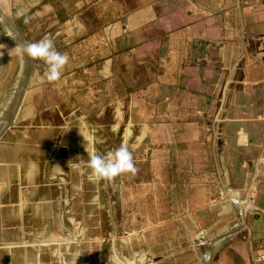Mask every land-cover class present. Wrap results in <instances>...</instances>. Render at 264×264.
Segmentation results:
<instances>
[{
    "label": "crops",
    "instance_id": "0c3cea01",
    "mask_svg": "<svg viewBox=\"0 0 264 264\" xmlns=\"http://www.w3.org/2000/svg\"><path fill=\"white\" fill-rule=\"evenodd\" d=\"M4 1L14 22L23 19L24 43L43 34L59 52L72 43L89 57L102 111H111L114 85L124 92L135 80L126 93L150 126L149 144H201L211 121L216 173L244 177L259 210L247 220V240L264 255V0ZM239 239L233 264H264Z\"/></svg>",
    "mask_w": 264,
    "mask_h": 264
},
{
    "label": "water",
    "instance_id": "95a60500",
    "mask_svg": "<svg viewBox=\"0 0 264 264\" xmlns=\"http://www.w3.org/2000/svg\"><path fill=\"white\" fill-rule=\"evenodd\" d=\"M23 44L0 7V264H207L246 227L201 244L154 218L128 174L90 182L87 151L117 147Z\"/></svg>",
    "mask_w": 264,
    "mask_h": 264
},
{
    "label": "rangeland",
    "instance_id": "374dc122",
    "mask_svg": "<svg viewBox=\"0 0 264 264\" xmlns=\"http://www.w3.org/2000/svg\"><path fill=\"white\" fill-rule=\"evenodd\" d=\"M4 2L7 8L9 3L7 0ZM10 19L19 34L23 35L21 37L27 39V36L24 37L23 19L20 23ZM32 35L39 39V33L34 31ZM42 36L43 34L41 38ZM60 48L59 46L57 51ZM77 51L78 49L72 48V43L64 46V54L69 57V61L62 70L61 79L54 83H63L66 86L75 104L91 115L94 125L105 131L117 148L121 144L128 146L136 167V172L128 175L151 215L161 221L170 216L179 217L190 236L201 244L217 240L242 223L246 227L222 246L207 264H233L236 260L232 246L237 243L238 238L249 253L258 252L257 257L264 262L262 249H256L254 242H251L250 247L247 240L249 233L252 234L247 220L256 216L254 213L259 211L254 207L255 198L253 193L247 191L246 185L242 186L244 177L232 178L226 168L223 174L216 173L213 156L220 145L216 146V142L212 141L216 140L218 130L214 129V132L210 126L211 121L202 135L206 137L205 143L190 147L173 143L165 147L160 145V148L149 144L150 126L142 127V113L136 111L135 95L126 93L134 89L135 80L132 79L131 84L123 87L124 92L120 91L116 81L118 87L114 85L112 94L106 97L112 112H104L97 101L104 97H98L92 89L95 80L89 75V57L84 52L77 56ZM33 61L43 76L47 66L43 61ZM163 148L167 153L158 152V149ZM200 156L204 157V161H199ZM203 168L206 170L200 175V169ZM246 181L247 178L245 183ZM225 251L229 253L227 257L223 255Z\"/></svg>",
    "mask_w": 264,
    "mask_h": 264
},
{
    "label": "clouds",
    "instance_id": "9594fccd",
    "mask_svg": "<svg viewBox=\"0 0 264 264\" xmlns=\"http://www.w3.org/2000/svg\"><path fill=\"white\" fill-rule=\"evenodd\" d=\"M17 47H20L28 58L43 61L47 66L41 78L43 82L54 83L61 79L62 70L68 64L69 57L56 50L51 37L44 36L38 41L27 42ZM87 153V167L90 170L88 179L94 184L112 182L120 175L136 172L133 155L125 144L105 154H90L88 151Z\"/></svg>",
    "mask_w": 264,
    "mask_h": 264
},
{
    "label": "built area",
    "instance_id": "2783aa9c",
    "mask_svg": "<svg viewBox=\"0 0 264 264\" xmlns=\"http://www.w3.org/2000/svg\"><path fill=\"white\" fill-rule=\"evenodd\" d=\"M218 129H216V131H217ZM215 130H214V132H216ZM219 132V130L217 131V133Z\"/></svg>",
    "mask_w": 264,
    "mask_h": 264
}]
</instances>
